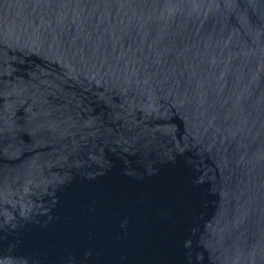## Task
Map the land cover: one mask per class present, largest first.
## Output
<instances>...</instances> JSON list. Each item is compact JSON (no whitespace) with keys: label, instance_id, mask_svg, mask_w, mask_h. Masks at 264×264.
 <instances>
[{"label":"water","instance_id":"95a60500","mask_svg":"<svg viewBox=\"0 0 264 264\" xmlns=\"http://www.w3.org/2000/svg\"><path fill=\"white\" fill-rule=\"evenodd\" d=\"M0 264H264V0H0Z\"/></svg>","mask_w":264,"mask_h":264}]
</instances>
